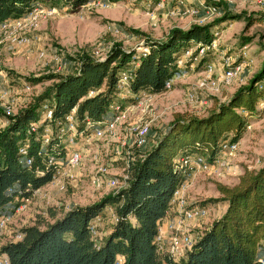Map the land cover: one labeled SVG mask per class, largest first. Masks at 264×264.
Returning a JSON list of instances; mask_svg holds the SVG:
<instances>
[{
	"label": "trees",
	"instance_id": "obj_1",
	"mask_svg": "<svg viewBox=\"0 0 264 264\" xmlns=\"http://www.w3.org/2000/svg\"><path fill=\"white\" fill-rule=\"evenodd\" d=\"M46 1L62 3L71 12H78L90 0H0V22L25 16ZM240 17L226 10L212 23L185 30L174 28L163 39L145 42L149 47L146 56H137L135 50L119 45L98 59L83 53L73 72L40 78L39 81L52 78L56 82L0 129V216L52 180L55 166L47 162V153L64 157L63 151L51 145L40 152L38 134L29 130L45 103L53 106L54 120L72 108L80 121L85 116L95 121L107 119L112 105L119 101L117 81L122 70L134 67L131 94L162 93L165 82L180 71L177 62L187 51L197 46L188 57L192 64L199 48L211 44L214 26ZM209 53L207 50L198 58L199 69L212 61ZM263 81L264 65L246 85L205 116L174 113L171 122L154 134L153 146L131 165L125 188L92 204L71 207L59 217L56 210L48 209L50 221L40 219L20 228L21 239L4 242L0 254L6 256L8 264H255L264 249V164L259 168L245 167L234 184L216 183L219 196L208 201L219 202L225 208L202 230L182 261L159 252L154 238L170 209L174 190L184 180L177 159L186 153L209 155L212 159L220 141L240 142L248 131L247 125L260 113L257 105L264 93ZM258 83L263 89L258 88ZM25 142L32 157L29 166L19 162L18 149ZM106 206L114 208L117 220L104 242L98 244L89 226Z\"/></svg>",
	"mask_w": 264,
	"mask_h": 264
},
{
	"label": "rangeland",
	"instance_id": "obj_2",
	"mask_svg": "<svg viewBox=\"0 0 264 264\" xmlns=\"http://www.w3.org/2000/svg\"><path fill=\"white\" fill-rule=\"evenodd\" d=\"M90 1L94 4L87 5V2L78 12H71L62 3L46 1L37 4L46 9L55 7L56 13L43 19L30 30L26 28L0 32V114L2 107L9 106L17 112L35 103L56 82V79L52 78L44 81L39 79L73 72L78 66L77 58L83 53L98 59L116 45L125 50L136 51L145 42L163 39L174 28L185 30L196 25L192 16L185 15L181 11L189 0H183L184 3H180L181 0H168L163 6L156 5V0L150 5L146 0ZM215 3L221 4L219 5L221 13L206 21V24L219 19L226 10L230 14H240L241 17L228 19L218 25L219 34L213 35L216 45L214 49H209V57L220 69L226 58L229 62H234L245 51L252 63L246 67L240 79H234L229 85L220 87L217 91H199L198 100L192 103L186 101L185 94L194 86L202 69H199L197 64L199 57L189 64L188 53L183 57L185 66L179 68L180 71L172 78V89L162 96L154 97L144 111L131 112L130 120L151 121V129L155 135L171 122L176 112L205 116L217 103L224 102L229 95L246 85L263 68L264 11L262 8L249 0H220ZM214 31L215 29L212 28V33ZM20 36H26L28 41L18 43L17 39ZM196 49L197 46L194 45L189 52ZM121 101L130 104L136 99L127 97ZM44 115L41 108L38 114L40 122L44 120ZM250 125L251 129L242 139L239 152L229 162L213 168L211 173L197 174L186 180L183 199L187 207L202 206L208 209L206 218L187 223L189 233L195 235L194 237L206 229L217 213L218 206L221 205L219 202L208 201L219 196L216 183H232V178L246 166L256 168L261 165L260 162L263 161L261 153L250 151L252 149L249 148L264 150V111H260L258 117L251 120ZM251 131L257 132L259 138L250 135ZM115 145L103 139L94 140L87 154L90 157L96 152L100 158L109 163ZM152 146H148V149ZM90 162L86 159L84 166L71 170L74 177H60L57 183L44 187V198H33L25 209L14 214L7 226L0 230V243L12 239L24 226L34 224L40 219L49 220L48 209H56L59 215L60 212L71 207L92 204L110 193L111 191L97 190L89 185L84 175L87 172L84 171L93 168ZM110 163L113 165L111 169H118L122 165L121 160ZM61 184H64L65 188L61 189ZM38 200L41 203H38ZM113 213L107 208L104 214L99 215L102 220H95L96 242L99 241L100 235L103 237L104 232L112 227ZM171 220L173 219L168 221ZM184 258L175 259L182 261Z\"/></svg>",
	"mask_w": 264,
	"mask_h": 264
},
{
	"label": "built area",
	"instance_id": "obj_3",
	"mask_svg": "<svg viewBox=\"0 0 264 264\" xmlns=\"http://www.w3.org/2000/svg\"><path fill=\"white\" fill-rule=\"evenodd\" d=\"M156 1V5L163 6L168 0ZM218 1L220 0H212L208 3L206 0H191L183 5L181 11L185 15L192 16L196 25H204L209 19L220 15V6L215 3ZM249 1L255 3V5L264 11V0ZM146 2L150 5L154 0H146ZM180 3H184L183 0ZM91 4H94V2L89 1L87 5ZM55 13V7L46 9L41 5H36L25 16L0 22V32H12L26 28L30 30V28L36 26L43 19ZM213 28L215 29L213 35L217 36L219 34V28L217 26ZM17 41L18 43H26L28 38L26 36H20ZM215 43L216 39L213 38L209 46L200 47L198 57L203 55L207 50L214 49ZM189 51L186 52V55L188 53L191 54ZM148 52V45L143 43L137 48L136 55L146 56ZM239 58L241 60L238 63H235L236 60L229 62L226 58L220 69L217 68V65L213 61L206 62L202 70H200L194 86L187 90L185 94L186 101L196 102L199 91H217L220 87L229 85L234 79H240L246 67L251 65L252 60L245 51ZM177 66L178 68L185 66L183 57L178 60ZM133 77L134 67H128L119 73L117 81L119 101L112 105L110 117L107 119L95 121L85 116L80 121L75 115L76 109L72 108L64 117L54 120L53 106L48 103L42 106L45 114L44 120L40 122L37 119L30 125L29 130L32 133L38 134L36 139L39 140L40 152L46 150L51 145L52 148L60 149L64 154V157H56L54 154L47 153V162L55 166L52 180L48 184L57 183L60 177H74L71 170L84 166V161L87 159L91 161L90 166L93 165V168L85 169L84 172L87 173H84V175H86L89 185L94 189L107 190L116 194L128 185L130 167L136 158L144 155V148L148 145L152 132L151 121L142 119L130 120L131 112L134 110L144 111L148 108V105L154 97L162 96L172 89V80L170 79L165 82V91L162 93L141 92L133 95L130 89V83ZM258 88L260 90L263 89V85L258 83ZM128 96L135 98L136 101L130 104L121 101ZM257 106L258 110L264 111V93ZM15 113L13 108L9 106L2 107L0 129L8 125L10 117ZM250 129L251 125L248 124L247 130ZM101 139L116 144L113 148L114 154L109 160L110 162L121 160L122 165L118 168V172H114L113 168L111 169V166H113L112 163L104 161L98 153L95 152L90 157L88 156L87 153L91 142ZM239 150V141L226 139L220 141L216 154L212 159H210L209 155L197 153H186L177 159V166L182 170L184 180L174 190L172 195L170 208L176 206L177 215L176 218L167 222L166 229L170 232L168 239L166 240L164 237L161 225H159L158 232L154 238L159 252L167 253L175 259L176 257H184L186 251L191 249L198 239L199 234L194 237L195 235L191 232L189 233L187 223L192 220L206 218L208 209L202 206L187 207L186 201L183 199L186 180L197 174L211 173L213 168L221 167L229 162L237 155ZM18 153L20 164L25 166L31 165L32 157L28 154V142L22 143L19 146ZM60 188H65V185L61 184ZM35 197H45L43 187L33 190L31 196L22 198L12 208L11 212L0 216V230L7 226L14 214L25 209L27 204ZM112 215L115 222L117 217L114 213ZM94 222L90 224L89 230L92 238L95 240L97 231ZM19 239H21L20 232L16 233L12 238V240ZM0 264H8V259L3 254L0 256ZM116 264H119V262ZM255 264H264V254L258 256Z\"/></svg>",
	"mask_w": 264,
	"mask_h": 264
},
{
	"label": "crops",
	"instance_id": "obj_4",
	"mask_svg": "<svg viewBox=\"0 0 264 264\" xmlns=\"http://www.w3.org/2000/svg\"><path fill=\"white\" fill-rule=\"evenodd\" d=\"M189 1H191V0H189ZM166 14V13H165ZM190 104H192V103H190ZM252 132V131H251ZM256 133V134H255ZM247 134V133H246ZM246 134H245V136H246ZM250 135H252L254 138H259V135L257 134V132H252ZM244 136V137H245ZM248 136V135H247ZM153 137H154V132H151V138H150V140H149V143H148V145L147 146H145V148H144V150H146V149H148V146H152L153 144H154V142H155V140L153 139ZM262 140V139H261ZM242 141L243 140H241L239 143H240V145L242 144ZM147 147V148H146ZM249 149H252V150H250V151H255L256 153H261L260 155H262V158H261V160H263V161H261L260 163H261V165L260 166H262L263 164H264V150L262 149V150H256L257 148H255V147H251V148H249ZM260 166H258V167H256V168H259ZM120 167H121V165H120ZM247 168H255V167H252V166H246ZM117 170L118 169H116V168H113V171L114 172H117ZM242 172H243V170L241 171V172H238L237 174H236V176H234L233 178H232V180H231V182L232 183H226V184H228V185H231V184H234L236 181H237V179H238V177L242 174ZM47 186V184L45 185V186H42L43 188L44 187H46ZM38 203H41L40 202V200H38ZM222 207V208H221ZM108 208V210H112L113 212H114V208L113 207H111V206H106L103 210H102V212L100 213V216H101V214H104L105 213V210ZM175 208V209H174ZM223 208H225V206L224 205H220V206H218V210H217V213L215 214V216H214V218L213 219H215V218H218L219 216H220V214H221V211H223L222 209ZM53 210H56V209H53ZM57 212V211H56ZM176 213H177V208H176V206L175 207H171L169 210H168V212H167V214H166V216L164 217V219L160 222V225L162 226V229H163V233H164V237L167 239V237H168V235H169V232L167 231V229H166V225H167V222H168V220H170V219H174L175 217H176ZM62 213L60 212L59 213V215H58V212H57V216L59 217L60 215H61ZM100 216H98L97 218H96V220L97 221H100V220H102V217H100ZM113 216V215H112ZM49 220H47L46 219V221H50V218H48ZM212 219V220H213ZM212 220H210V222L212 221ZM95 221V220H94ZM110 221H111V219H110ZM112 223V222H111ZM98 224H100V222L98 223ZM30 225H32V224H30ZM112 226V225H111ZM110 230H111V227L109 228V230L108 231H106V232H104V236L102 237L101 235H100V237H99V241L97 242L98 244H102L103 243V241L105 240V238L107 237V235H108V233L110 232ZM1 233V232H0ZM1 235V234H0ZM2 244H3V242H1ZM0 243V244H1ZM262 254H264V250L262 251ZM2 254H0V256H1ZM185 257V256H184Z\"/></svg>",
	"mask_w": 264,
	"mask_h": 264
}]
</instances>
